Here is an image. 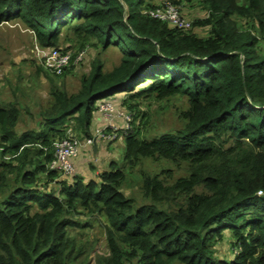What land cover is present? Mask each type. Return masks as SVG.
<instances>
[{
  "label": "trees",
  "instance_id": "trees-1",
  "mask_svg": "<svg viewBox=\"0 0 264 264\" xmlns=\"http://www.w3.org/2000/svg\"><path fill=\"white\" fill-rule=\"evenodd\" d=\"M166 1L179 4L0 0V22L22 17L44 44L73 30L81 44L96 36L123 52L112 70L94 64L76 92L53 87L37 129L18 134L19 107L0 106V264L87 263L94 245L70 231L90 225L81 213L104 220L107 251L96 264H264V0H202L207 16L190 28L147 12ZM123 90L185 96L182 126L147 138L137 112L122 164L61 179L49 168L55 141L70 121L91 137L99 100ZM150 157L169 165L146 169ZM226 239L235 252L216 255Z\"/></svg>",
  "mask_w": 264,
  "mask_h": 264
},
{
  "label": "rangeland",
  "instance_id": "rangeland-1",
  "mask_svg": "<svg viewBox=\"0 0 264 264\" xmlns=\"http://www.w3.org/2000/svg\"><path fill=\"white\" fill-rule=\"evenodd\" d=\"M177 8L179 13L190 21L194 18L207 16V10L202 0H179ZM208 29L206 27L195 28L200 35H206ZM55 48L59 51H71L74 56L73 62L61 73H52L41 63L44 55ZM122 57L123 52L118 46L110 44L108 47H104L103 42L98 41L96 36L81 44L73 30H63L58 45H47L38 37L35 28L26 24L22 17L12 18L6 23L2 21L0 22V106L20 103L21 110L25 115L23 114V118L19 119L16 132L19 128H30V125H35L38 128L41 125L38 124L42 119L41 112L53 98V87L58 86L68 92H76L81 87L83 79L91 74L94 64L102 63L104 70H112L121 63ZM107 100L101 105V100L98 102V115L103 118V121L98 125L95 122L91 124L95 127L92 136H95L98 130L110 132L102 139L95 137V142H105L106 149L111 150L113 154L110 156L119 164L123 163L125 146L122 143L125 142L126 134L123 132L128 127L126 123L129 118L132 120L135 113L138 112L139 116L134 124L142 128L144 137L151 138L164 131L182 126L183 120L180 114L189 105L187 98L183 95L159 96L157 93H144L136 96L125 90L111 95ZM28 103L30 105H27ZM129 104L134 105L133 111L128 107ZM68 124L71 125L68 128L76 134L73 121ZM130 125L132 124L129 123V127ZM119 138L121 142L110 146ZM95 155L91 150H88V153L84 155L88 156L87 166L93 170L94 176L97 175L96 172H100L98 165L104 160L102 157L96 159ZM76 157L73 158L75 173ZM143 165L146 166V169L158 170L169 164L164 159L150 157L145 160ZM141 167L139 165L137 170L128 171L127 181H129L130 188L140 178L139 169ZM75 173L60 178L71 180ZM43 182L45 179L41 178L40 184ZM44 187L57 189L58 185L54 181ZM78 218L82 222H90V225L83 228L73 226L70 231L76 234L79 244L94 245V250H89L88 262L85 264H96L97 254L107 251L104 220L95 219L86 213H81ZM215 248L216 255L221 257H231L235 252L227 239L218 242ZM78 263L83 264L84 260L77 259L75 264Z\"/></svg>",
  "mask_w": 264,
  "mask_h": 264
},
{
  "label": "built area",
  "instance_id": "built-area-1",
  "mask_svg": "<svg viewBox=\"0 0 264 264\" xmlns=\"http://www.w3.org/2000/svg\"><path fill=\"white\" fill-rule=\"evenodd\" d=\"M147 12L150 15L160 18L163 21H166L174 26L190 28L192 24L189 19L183 17L179 13L178 8L175 4L168 1L157 5L155 8H152ZM6 22L8 21H3V23ZM73 59L74 56L71 51H59L55 48L44 55L41 63L46 69H48V71L50 70V72L52 71V73H61L73 62ZM109 97L103 98L100 101V105L101 103L107 102V99H109ZM131 121V118L127 120L126 124L128 127H126L123 133H126V130L129 128V123ZM109 133L98 130L95 136L81 137L75 134L72 129L68 128L66 131V135L63 138L55 141L54 158L49 164V168L58 171L63 176L72 175L73 173H75L73 158L80 153V150L84 146H92L95 143V137L102 139L106 134Z\"/></svg>",
  "mask_w": 264,
  "mask_h": 264
},
{
  "label": "crops",
  "instance_id": "crops-1",
  "mask_svg": "<svg viewBox=\"0 0 264 264\" xmlns=\"http://www.w3.org/2000/svg\"><path fill=\"white\" fill-rule=\"evenodd\" d=\"M14 104L17 105V106L19 107V109H20V116H19V119L23 118V116H24L25 114L22 112L23 110H21L20 103L15 102ZM27 105H30V103H28ZM23 114H24V115H23ZM26 114L28 115V112H26ZM98 114H99V111H97V112L95 113V117H94V119H93V121H92V123L95 122L97 125H98V123L100 124V123H102V121H103V118H102L101 116H99ZM19 119H18V121H19ZM40 121L42 122V119H41ZM41 122H38V124L40 125ZM17 123H18V122H17ZM29 125H30V124H29ZM16 126H17V124H16ZM37 127H38V126H37ZM30 128H35V129H37L35 125H30ZM38 128H39V127H38ZM94 128H95V127H93V126L91 125V130H92V132H94V131H93ZM27 129H29V128H27ZM23 130H25V129H23V128H19V129H17V131H18L17 133L22 132ZM120 140H121L120 138H119V139H116L114 142H112V143L110 144V146L114 145V143H119V142H121ZM104 143H105V142H104ZM104 143H101V141H100V142H97V146H96V148H95V145L93 144L92 146H91V145H90V146H88V145H87V146H84V147L81 149L82 151H80L79 156H77V157H76V160H75L76 173H80V174L83 175L84 177H85V174H87V177H89V178L94 177L95 174H94L93 170H90V169L88 168V166H87V165H88V163H87V161H88V156H84L85 154L88 153V150H91L93 155L96 154V155H95V156H96V159H99L100 157L104 158V160H102L101 163L98 165L99 168H100L99 171H102V170L107 169V168L109 167V163H110L112 160H114V158L112 159V157H111L110 155H113V154H112L111 150H107V149H106V145H105ZM122 144H124V146H125V142H123ZM6 157L9 158L10 156L7 155ZM96 173L98 174L99 172H96ZM87 177H85V179H86Z\"/></svg>",
  "mask_w": 264,
  "mask_h": 264
},
{
  "label": "water",
  "instance_id": "water-1",
  "mask_svg": "<svg viewBox=\"0 0 264 264\" xmlns=\"http://www.w3.org/2000/svg\"><path fill=\"white\" fill-rule=\"evenodd\" d=\"M94 145H95V148H96V146H97V143L95 142V143H94Z\"/></svg>",
  "mask_w": 264,
  "mask_h": 264
}]
</instances>
